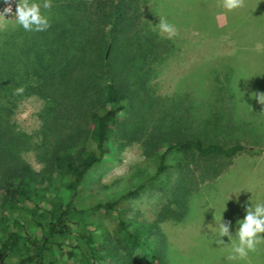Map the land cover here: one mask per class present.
Masks as SVG:
<instances>
[{"label": "trees", "instance_id": "16d2710c", "mask_svg": "<svg viewBox=\"0 0 264 264\" xmlns=\"http://www.w3.org/2000/svg\"><path fill=\"white\" fill-rule=\"evenodd\" d=\"M150 1L52 0L41 8L46 31L0 27V264H169L161 223L184 219L194 194L240 153L264 152L217 107L205 117L186 98L179 115L155 113L163 103L152 81L177 42L153 30ZM20 86L25 93L14 95ZM34 96L41 126L30 133L16 114ZM125 140L141 143L155 172L117 199H84L88 174ZM153 181L168 197L154 220L125 217L124 198ZM98 211L115 215L113 231Z\"/></svg>", "mask_w": 264, "mask_h": 264}, {"label": "rangeland", "instance_id": "374dc122", "mask_svg": "<svg viewBox=\"0 0 264 264\" xmlns=\"http://www.w3.org/2000/svg\"><path fill=\"white\" fill-rule=\"evenodd\" d=\"M17 2L12 0L13 14H5L0 27L16 22ZM5 7L4 0H0V12ZM147 11L157 24L163 17L179 33L174 38L177 48L166 55L152 81L153 94L163 103L154 107L155 113L179 115L186 98L205 117L211 107L215 116L217 107L223 120H234L243 128L247 135L239 138L248 147L264 148V105L253 98V93H264V16L260 21L257 18L264 13V0H245L243 8L231 12L223 7V0H151ZM251 19L259 22L257 29H252ZM231 74L234 87L233 82L232 87H226V78ZM42 106L38 97L25 100L16 114L19 126L30 133L38 130ZM168 106L177 109L171 112ZM123 143L88 174L83 185L84 199H117L155 172L157 165L144 153L140 142ZM26 159L37 169L42 167L34 153H28ZM170 176L173 179L176 173ZM251 199L254 203L264 202V152L247 150L219 178L201 186L184 219L161 223L168 263L264 264V244L246 259H232V246L238 241L231 242L225 236L221 239L229 245L215 243L221 216L222 221L231 222L230 231L235 236L237 220L244 218ZM167 201L166 193L153 181L135 196L124 198L121 206L128 207L125 217L151 221ZM93 217L114 230V214L98 211Z\"/></svg>", "mask_w": 264, "mask_h": 264}, {"label": "clouds", "instance_id": "9594fccd", "mask_svg": "<svg viewBox=\"0 0 264 264\" xmlns=\"http://www.w3.org/2000/svg\"><path fill=\"white\" fill-rule=\"evenodd\" d=\"M7 5L0 12V19H6L5 14H13L12 0H4ZM245 6V0H223V7L228 11H234ZM50 10L52 8V0H43V4L35 2V0H18L16 3L15 18L16 23L25 31L29 32H43L51 25L48 17L44 15L41 8ZM158 29L160 33L165 34L168 39H173L179 35L178 30L174 24L169 23L165 18L160 17L159 23L155 25L153 30ZM259 45L257 48L259 49ZM26 91L25 86H20L14 90V95L22 96ZM260 104L264 105V93H253ZM246 215L242 220H237L238 228L235 236L230 231L231 222L222 221L218 224L217 245L225 244L221 237L227 236L229 241L234 239L238 241L232 246V259L239 257L246 259L251 252H256L258 247L264 244V202L254 203L251 199L250 206L245 208Z\"/></svg>", "mask_w": 264, "mask_h": 264}]
</instances>
